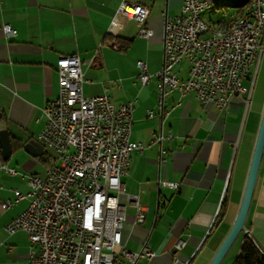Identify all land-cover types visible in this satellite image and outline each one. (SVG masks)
<instances>
[{"label": "crops", "instance_id": "obj_1", "mask_svg": "<svg viewBox=\"0 0 264 264\" xmlns=\"http://www.w3.org/2000/svg\"><path fill=\"white\" fill-rule=\"evenodd\" d=\"M202 1L211 4L201 17L212 29L242 16L246 8L245 0ZM121 2L0 0L3 125L15 142L37 141L44 126V107L59 94L57 60L78 56L86 96L108 95L117 106L136 101L131 139L145 150L132 153L128 174L121 179L119 202L126 214L123 244L140 252L148 243L156 252L152 261L143 259L137 264H211L237 217L255 144L242 153L246 163L239 168L243 99L234 98L222 111L200 103L194 95L181 97L173 92L166 106L174 109L169 117L161 118L156 107L157 80L142 86L138 63L145 62L151 74L162 69L165 17L179 15L185 0H137L149 9L144 26L153 32L149 38L140 35L135 20L118 14ZM5 24L17 30L16 39H6ZM176 71L185 80L189 66L182 63ZM150 110H155L154 118H148ZM156 135L163 139L154 142ZM32 158L23 148L13 149L4 162L19 175L0 172V264H26L30 256L28 234L10 235L6 229L28 208L30 199L9 210L2 208V202L13 200L16 190L29 194L28 177H45L54 163L38 157L50 164L36 171ZM161 181L177 183L178 188L162 187ZM139 193L146 212L142 225L135 224L136 210L129 200ZM246 228L264 253V156ZM245 238L235 252L230 248L221 264H234ZM179 239L185 246L170 254Z\"/></svg>", "mask_w": 264, "mask_h": 264}, {"label": "built area", "instance_id": "obj_2", "mask_svg": "<svg viewBox=\"0 0 264 264\" xmlns=\"http://www.w3.org/2000/svg\"><path fill=\"white\" fill-rule=\"evenodd\" d=\"M252 3L256 13L251 21L227 32L222 40H214L213 32L226 23L212 29L199 18V10H207L210 4L207 1L185 0L179 15H166L162 69L151 74L145 62L138 63L142 86L157 80L156 107L161 118L169 117L174 109L166 106V98L173 92H179L181 97L194 95L200 103L222 111L236 97L243 99L249 94V102L264 54V0ZM118 14L135 20L142 37L153 36L144 28L149 9L137 0H122ZM3 32L8 40L18 36L17 30L7 24L3 25ZM182 63L189 66L185 80L176 71ZM252 67L256 70L251 80ZM56 70L59 94L44 107V126L37 137V142L55 153L54 163L47 168L45 177H28L29 194L16 190L13 200L2 202V208L9 210L21 200L30 199L28 208L7 225V232L28 234L30 256L26 264L152 261L157 254L148 243L140 252H133L123 244L122 235L126 214L119 202L123 192L121 179L128 174L132 153L145 150L131 139L136 101L117 106L108 95L86 96L78 56L60 57ZM245 81L251 82L250 90ZM155 114V110H150L148 118ZM162 139V135H156L154 142ZM0 172L11 177L19 175L2 157ZM160 184L178 188L177 183ZM129 200L136 210L135 224H144L146 212L141 194ZM185 244L179 239L169 253L181 250Z\"/></svg>", "mask_w": 264, "mask_h": 264}, {"label": "water", "instance_id": "obj_3", "mask_svg": "<svg viewBox=\"0 0 264 264\" xmlns=\"http://www.w3.org/2000/svg\"><path fill=\"white\" fill-rule=\"evenodd\" d=\"M4 114L0 112V147L1 155L5 162H7L13 153L12 137L10 132L3 125ZM24 151L31 157L38 158L44 154V147L36 140H30L23 146ZM264 156V107L261 115V120L254 144L253 154L249 166V171L246 179V184L239 207L237 217L234 224L227 235L224 242L221 244L219 250L214 256L211 264H221L230 248L234 245L241 234L245 237H251L246 228L249 211L251 208L254 192L256 189L259 172Z\"/></svg>", "mask_w": 264, "mask_h": 264}, {"label": "rangeland", "instance_id": "obj_4", "mask_svg": "<svg viewBox=\"0 0 264 264\" xmlns=\"http://www.w3.org/2000/svg\"><path fill=\"white\" fill-rule=\"evenodd\" d=\"M255 70L256 68L252 67L251 80L253 79L255 75ZM244 85L250 90L251 82L245 81ZM248 97H249V94L247 96H244L242 100L245 106V115H244V122H243L244 124L243 132H242L239 146H238V149L240 152L237 150L240 154L238 158V162H239L238 166H240L239 168H242L241 165L244 166L246 163L244 159L245 153L248 152L249 146L252 145L253 142H255L254 137L256 139L260 120H261V115L263 112V107H264V54H263V57L261 59V62H260V65H259V68L256 74V81H255L249 102H248ZM44 152H45V155H44L45 162H48L51 160V163H52L55 158V153L47 147H44ZM243 152L245 153L242 155ZM32 160L35 162L34 169L36 171H42L43 169H46V167L50 164V163L40 162L34 157L32 158ZM243 235L244 234H242L240 239H238L234 243V245L231 247L233 248V252H235L237 248H240L241 241L243 240V237H244Z\"/></svg>", "mask_w": 264, "mask_h": 264}, {"label": "trees", "instance_id": "obj_5", "mask_svg": "<svg viewBox=\"0 0 264 264\" xmlns=\"http://www.w3.org/2000/svg\"><path fill=\"white\" fill-rule=\"evenodd\" d=\"M246 3L248 2L245 1V5H244L245 7L247 6ZM12 145H13V149L15 150L17 148H23L24 143L15 142L12 138ZM44 155H45V152L40 158L44 159ZM0 157H2L1 147H0ZM234 264H264V253L261 251L256 241L252 237H246L244 239L242 246H241L240 253L238 257L236 258Z\"/></svg>", "mask_w": 264, "mask_h": 264}, {"label": "bare ground", "instance_id": "obj_6", "mask_svg": "<svg viewBox=\"0 0 264 264\" xmlns=\"http://www.w3.org/2000/svg\"><path fill=\"white\" fill-rule=\"evenodd\" d=\"M247 4L243 15L238 17L233 21V23H226L223 27H219L218 30L213 32V39L214 40H222L225 38V34L227 32H233L234 28H240L241 25H245L251 21L253 16L256 13V5L252 3V0H245ZM222 3H226V1H222ZM211 7V4H207V9ZM206 10H199V18H202L201 15Z\"/></svg>", "mask_w": 264, "mask_h": 264}]
</instances>
